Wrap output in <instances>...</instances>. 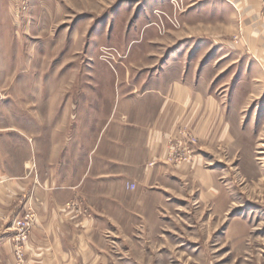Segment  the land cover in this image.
I'll use <instances>...</instances> for the list:
<instances>
[{"label":"rangeland","instance_id":"rangeland-1","mask_svg":"<svg viewBox=\"0 0 264 264\" xmlns=\"http://www.w3.org/2000/svg\"><path fill=\"white\" fill-rule=\"evenodd\" d=\"M216 1L0 0V125H32L33 94H78L89 78L145 76L163 63L131 69V56L114 41L154 31L133 51L152 50V39L162 58L185 24L201 29L194 40L202 53L186 52L181 62L199 61L218 97L217 139L211 150L195 151L193 133L180 128L165 160L170 170L185 164L191 171L201 153L213 187L170 175L160 238L144 252L139 246L128 264H264V65L249 42L264 32V3Z\"/></svg>","mask_w":264,"mask_h":264},{"label":"crops","instance_id":"crops-1","mask_svg":"<svg viewBox=\"0 0 264 264\" xmlns=\"http://www.w3.org/2000/svg\"><path fill=\"white\" fill-rule=\"evenodd\" d=\"M197 30L185 24L162 58L152 39V50L133 51L154 31L125 37L122 45L117 39L113 45L131 56V69L163 63L145 76L126 71L124 77L89 78L88 90L78 94H33L32 125H0V264H128L139 246L144 252L160 238L159 209L170 175L213 187L201 153L193 155L191 171L185 164L170 170L165 160L180 128L193 133L195 151L211 150L217 139L218 97L209 92L199 61L181 62L186 52L202 53ZM256 36L250 48L264 65V32ZM27 206L36 222L18 262L13 221Z\"/></svg>","mask_w":264,"mask_h":264},{"label":"built area","instance_id":"built-area-1","mask_svg":"<svg viewBox=\"0 0 264 264\" xmlns=\"http://www.w3.org/2000/svg\"><path fill=\"white\" fill-rule=\"evenodd\" d=\"M35 222L36 215L31 206H27L23 214L13 221V229L15 231L13 238L14 253L18 262L22 260L24 243L27 241Z\"/></svg>","mask_w":264,"mask_h":264}]
</instances>
